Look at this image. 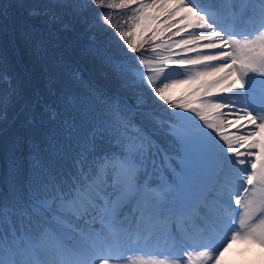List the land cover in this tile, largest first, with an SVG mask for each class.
I'll return each instance as SVG.
<instances>
[{
  "label": "snow or ice",
  "instance_id": "1",
  "mask_svg": "<svg viewBox=\"0 0 264 264\" xmlns=\"http://www.w3.org/2000/svg\"><path fill=\"white\" fill-rule=\"evenodd\" d=\"M15 7L44 21L20 31L30 65L0 44V264H237L234 245L264 250V0Z\"/></svg>",
  "mask_w": 264,
  "mask_h": 264
},
{
  "label": "trees",
  "instance_id": "2",
  "mask_svg": "<svg viewBox=\"0 0 264 264\" xmlns=\"http://www.w3.org/2000/svg\"><path fill=\"white\" fill-rule=\"evenodd\" d=\"M43 0H26L29 5H39ZM4 4L9 5L8 16L6 19L0 18V27L7 28V32L0 36V44L4 45L6 54L10 59L20 62L22 65H30L33 55L30 48L20 39V31L26 30L30 27H40L43 24V17H28L27 13L23 10H18L15 5L17 0H3ZM15 30V47L8 44V40ZM97 41L100 44L113 41L114 37L110 31L98 30L96 33ZM82 66L86 72H90L100 86L103 87L107 83V77L104 70L98 65L89 61L87 58L82 60ZM11 144V134L0 136V169L4 167L5 154Z\"/></svg>",
  "mask_w": 264,
  "mask_h": 264
},
{
  "label": "rangeland",
  "instance_id": "3",
  "mask_svg": "<svg viewBox=\"0 0 264 264\" xmlns=\"http://www.w3.org/2000/svg\"><path fill=\"white\" fill-rule=\"evenodd\" d=\"M243 247V245H234L235 251L226 253V258L229 260L235 259L237 264H261V260L264 259V250L253 248L250 252L241 257L238 253ZM136 255H142V253H136Z\"/></svg>",
  "mask_w": 264,
  "mask_h": 264
}]
</instances>
